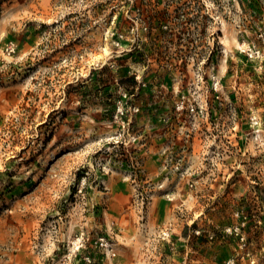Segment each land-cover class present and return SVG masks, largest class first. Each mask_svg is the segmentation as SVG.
Wrapping results in <instances>:
<instances>
[{
  "label": "rangeland",
  "instance_id": "374dc122",
  "mask_svg": "<svg viewBox=\"0 0 264 264\" xmlns=\"http://www.w3.org/2000/svg\"><path fill=\"white\" fill-rule=\"evenodd\" d=\"M0 264H264V0H0Z\"/></svg>",
  "mask_w": 264,
  "mask_h": 264
},
{
  "label": "trees",
  "instance_id": "16d2710c",
  "mask_svg": "<svg viewBox=\"0 0 264 264\" xmlns=\"http://www.w3.org/2000/svg\"><path fill=\"white\" fill-rule=\"evenodd\" d=\"M123 83L125 82H130L132 83V85H136L137 84V80L134 78V76H131L129 78H125L123 80H121Z\"/></svg>",
  "mask_w": 264,
  "mask_h": 264
}]
</instances>
